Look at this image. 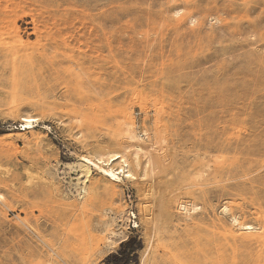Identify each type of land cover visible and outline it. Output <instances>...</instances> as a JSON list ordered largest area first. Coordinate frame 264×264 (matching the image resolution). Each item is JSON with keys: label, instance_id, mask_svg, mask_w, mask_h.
<instances>
[{"label": "rangeland", "instance_id": "374dc122", "mask_svg": "<svg viewBox=\"0 0 264 264\" xmlns=\"http://www.w3.org/2000/svg\"><path fill=\"white\" fill-rule=\"evenodd\" d=\"M131 121L230 170L177 182L202 210L148 230L132 182L93 167L83 192L78 154ZM0 166V264H109L130 239V264H264V0H0Z\"/></svg>", "mask_w": 264, "mask_h": 264}, {"label": "bare ground", "instance_id": "6f19581e", "mask_svg": "<svg viewBox=\"0 0 264 264\" xmlns=\"http://www.w3.org/2000/svg\"><path fill=\"white\" fill-rule=\"evenodd\" d=\"M174 9V13L178 15L182 12L180 8L178 9L175 7ZM194 20H196L195 17H192V21ZM12 114L19 117L25 127V131L27 129H34L42 120L41 117L24 109L19 111L13 109ZM43 128L46 129V127ZM123 131V134L121 133L122 136L116 138L117 149L111 146L98 147L87 153L78 154L76 166L80 169V174L77 177V181L80 182L83 180L84 186L82 189L83 192H86L87 182H92V171L93 167H95L97 173L109 181L121 182L125 186L128 182H132L139 196V214L145 229H148L150 226L156 229L159 220H164L165 218L170 219L172 217L174 204L178 201L174 194L180 187H190L192 182L195 181L194 179L198 180L200 178L203 180V184L216 183L220 181L219 178L222 174L225 175L230 171L221 161L215 160L217 158L212 159L208 155L204 156L201 160L197 158H201L200 155L197 157L194 156V162H192V164H183L181 162L182 160L177 157L178 154H175L174 147L172 148L163 129L155 124L150 128H141L139 125H136L134 121H131L127 123ZM113 138L111 140H113ZM177 149L179 148L177 147ZM182 150H184V148ZM227 164L230 165V163ZM26 173L29 178L32 179L34 173L30 168H26ZM177 182L180 183V187L177 185ZM2 199L3 196L0 194V200ZM177 207L180 212L182 211L189 215L198 213L202 210V207L192 200L181 201ZM174 208L176 209V207ZM229 208L226 206L221 210L228 213L230 210ZM231 218L233 222L240 226L239 228L248 234L258 229L256 224L242 221L237 214H233ZM114 234H116V232H114ZM40 264H42V262ZM46 264L53 263L46 262Z\"/></svg>", "mask_w": 264, "mask_h": 264}, {"label": "trees", "instance_id": "16d2710c", "mask_svg": "<svg viewBox=\"0 0 264 264\" xmlns=\"http://www.w3.org/2000/svg\"><path fill=\"white\" fill-rule=\"evenodd\" d=\"M134 239H130L123 245V248L118 253H113L110 255L108 262L109 264H130L131 260L136 261L137 254L132 255V250ZM135 249H133L134 251Z\"/></svg>", "mask_w": 264, "mask_h": 264}]
</instances>
